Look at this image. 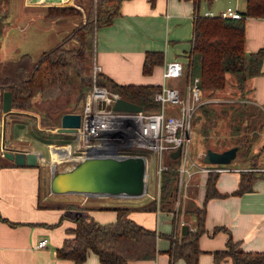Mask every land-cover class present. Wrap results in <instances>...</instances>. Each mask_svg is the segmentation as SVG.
Segmentation results:
<instances>
[{"label": "crops", "instance_id": "1", "mask_svg": "<svg viewBox=\"0 0 264 264\" xmlns=\"http://www.w3.org/2000/svg\"><path fill=\"white\" fill-rule=\"evenodd\" d=\"M228 4L242 12L246 9L247 1L123 0L121 11L113 21L95 28L94 59L101 64L100 72L118 82L168 83L184 87L185 74L167 78L163 76L165 63L173 58H181L186 63L192 47L197 12L203 13L208 8L221 10ZM5 30L6 26L4 32ZM245 47L247 51L264 47V14L246 16ZM147 51L160 52L162 58L148 72L144 70ZM230 79L236 82L235 75L227 72L224 88H204V91L222 92L229 85ZM235 86L240 92L235 99L249 106L250 103L264 106V57L262 71L246 78L244 90L237 84ZM2 104L3 92L0 89V127L5 114L6 117L12 112L34 114L30 111L18 112L14 108L6 113ZM74 108L76 110L78 106ZM169 109L175 110L171 106ZM3 128L2 134L5 138ZM2 148L1 138L0 153H3ZM230 165L235 168L219 171L216 180V186L223 194L206 200V230L198 238L202 249L198 264H234L230 256L216 260L214 255L216 249L227 246L230 235L238 240L239 247L243 249L264 250V164L243 167L244 165L232 162ZM247 169H255L259 175L250 189L234 192L239 186L241 172ZM207 177L208 173L205 172H196L193 175L194 182L187 189L180 214L175 218L171 209L160 206L155 209L141 207L152 199L150 194L147 199L133 200L129 196H119L121 200H104L107 195L91 196L72 192L76 194H73L71 201L78 202L77 206L40 207L37 203V166L0 163V264H106L93 250L79 262L58 256L57 246L68 234L67 228L75 225V215L87 214L100 222L113 221L118 214L116 206L119 205L131 206L130 216L145 226L162 232L156 239L158 250L155 256L136 258L132 260L133 264H187L182 255L171 253L169 248L173 244V237L181 239L184 234V222L189 223V229L195 226V215L185 211L186 201L193 199L196 204H203ZM191 190L192 195L189 198ZM43 236H48L47 244L37 246L36 243Z\"/></svg>", "mask_w": 264, "mask_h": 264}, {"label": "trees", "instance_id": "2", "mask_svg": "<svg viewBox=\"0 0 264 264\" xmlns=\"http://www.w3.org/2000/svg\"><path fill=\"white\" fill-rule=\"evenodd\" d=\"M8 1L0 0V8H5ZM122 1L93 0L85 20L78 23L70 34V37L75 38L79 43L76 47L68 46L64 41L42 51L36 59H33L28 52L23 53L17 59L5 60L0 57V89L2 92L5 89L11 90L12 107L18 112L39 113L38 111H42V106L38 105L36 99L39 97L41 100L48 99L53 102L51 99L69 95L75 88L74 75H80L82 79L80 95L84 96L83 85H90L92 79L91 74L88 79L85 77V73L92 66L90 62L91 32L100 25L111 23L114 17L120 13ZM194 1L198 2L199 0ZM246 1V9L242 11L241 16L207 15L197 12L192 47L185 63L186 79L190 74L198 75L201 87L215 89L224 87L227 83V72H232L236 77L237 86L244 90L246 78L262 71L264 47L247 51L245 43L246 16L249 14L263 15L264 0ZM48 8L47 13L57 17L79 10L72 4H49ZM6 22L5 13L0 11V36L4 33ZM160 56V52L147 51L144 70L151 71L154 63L162 59ZM99 81L120 91L123 96L142 103L145 110H154L159 107L155 93L161 84L118 82L104 76L102 72L99 73ZM52 104L54 103H49L44 107L45 111H42L40 119L42 126L54 127L58 125L54 114H59L58 119H60V115L64 111L75 110L68 102L54 104L50 107ZM247 125L245 124L238 142H241L240 140L245 142L248 137L247 135L243 136V134H248ZM55 135L64 136L63 132L58 131L56 134H52L51 138ZM69 138L71 136L65 137L62 141L66 142L70 140ZM10 162L18 164L14 160H10ZM0 163L4 164L1 162V157ZM218 173L219 171L214 170L208 172L202 205L196 204L193 199L187 201L185 211L195 215V226L184 233L181 239L170 234L173 237V244L169 250L173 254L182 255L187 264H198V256L202 250L198 238L206 230V200L211 196L223 194L216 186ZM175 174V168L165 169L162 172L159 204L156 198H152L141 207L155 209L160 206L171 209L175 218H178L182 205L178 210L174 206ZM258 175L254 169L243 170L239 186L234 192L250 189ZM37 203L40 207H74L78 205L76 203L68 204L69 202L45 204L39 200ZM116 208L118 212L116 219L108 222H100L87 214L75 215V225L67 228L68 234L57 246L58 256L69 257L79 262L93 250L106 264H133L132 260L136 258L155 256L158 250L156 239L162 232L145 226L130 216L131 206L119 205ZM214 255L216 260L230 256L234 264H264V250L243 249L239 247L238 240H235L232 235L227 239V246L216 249Z\"/></svg>", "mask_w": 264, "mask_h": 264}, {"label": "rangeland", "instance_id": "3", "mask_svg": "<svg viewBox=\"0 0 264 264\" xmlns=\"http://www.w3.org/2000/svg\"><path fill=\"white\" fill-rule=\"evenodd\" d=\"M67 1V0H66ZM66 1H45V0H9L7 6L0 11L5 13L7 20L6 30L0 36V57L3 59H16L23 52H28L33 59L39 57L44 49H50L60 42L66 43L71 47L78 46L75 38L70 37L73 28L85 20L91 8L93 0H71ZM49 4L77 6L78 11L64 14L63 16H53L48 12ZM220 10V9H219ZM217 9L216 12H219ZM96 29H93L90 35L92 41L90 62L93 61L96 55L95 41ZM188 60V59H187ZM91 69L85 73V77L89 78ZM84 74V73H83ZM229 81V79H228ZM75 88L69 95L58 96L51 99H40L37 102L42 106V111L49 103H63L68 102L71 107H77L80 110L82 107L83 96L80 95L82 87V79L80 75H74ZM226 89L222 92L205 91V94L210 100L201 105L195 113L193 119V139L191 143V152L198 162H204L203 156L207 147L215 149H223L225 147L238 144L237 155L229 162L244 165L243 167H258L264 164V106H258L255 103L246 105L243 101L235 99L239 96V89L235 86L236 82H228ZM231 83V84H230ZM89 85H83V92H86ZM224 88V87H223ZM238 94V95H237ZM221 97V98H220ZM52 104L50 107L54 106ZM44 109V110H43ZM42 111L30 114L25 113H9L5 122V138L3 140L2 121L0 127V139L2 138L5 145L2 150L6 148L25 150H41L44 152L42 161L34 166L38 168V190L37 202L41 203H62L69 202L79 204L71 201L72 192H52L50 189V177L52 173L53 151H61L59 147L68 144V141L63 142L65 137L71 136L70 132L63 133L64 136L52 134L58 132L57 126L60 124L59 114H54L56 117V126H42L40 123ZM247 125V135L245 142L239 138L242 136L243 128ZM241 128H240V127ZM4 129V128H3ZM240 130V131H239ZM68 134V135H67ZM71 139V138H69ZM54 146V147H53ZM59 146V147H57ZM68 149V147H65ZM2 151V152H3ZM70 152V151H69ZM1 162H10V159L3 153H0ZM63 157V156H62ZM68 157H72V153ZM56 169H64L69 165L67 157L54 160ZM251 170V169H248ZM253 170V169H252ZM255 170V169H254ZM158 175L155 170L150 171L148 179V192L139 196H129L135 200L147 199L150 193L157 192ZM81 194V193H80ZM192 195L189 191V198ZM96 196V195H91ZM117 195H107L104 200L115 199L121 200ZM188 197V196H187ZM127 198V197H126ZM124 198V199H126ZM188 200V198H187ZM187 202V201H186ZM185 202V205H186Z\"/></svg>", "mask_w": 264, "mask_h": 264}, {"label": "built area", "instance_id": "4", "mask_svg": "<svg viewBox=\"0 0 264 264\" xmlns=\"http://www.w3.org/2000/svg\"><path fill=\"white\" fill-rule=\"evenodd\" d=\"M207 15L241 16L242 12L234 5L228 4L219 12L208 8ZM185 61L173 58L165 63V78L180 76L185 72ZM101 64L95 59L91 70V83L85 92L81 112V123L71 131L68 147L72 157H67L73 166L84 158L88 151L123 155L144 153L146 157L147 182L150 171L158 175L157 192L150 193L152 198L160 201L162 172L167 168H175L174 206L178 210L184 204L187 189L194 182L196 172L208 173L235 168L225 162H198L191 152L193 139V119L198 108L210 100L204 88L199 84V76L190 74L184 87L168 83L161 84L155 93L159 107L154 110L117 109L113 103L123 96L120 91L99 81ZM103 101V103H102ZM175 108L170 110L169 107ZM180 147L178 155L171 151ZM148 192V188H147ZM182 222H184L182 220ZM48 236L41 237L37 246L46 245Z\"/></svg>", "mask_w": 264, "mask_h": 264}, {"label": "water", "instance_id": "5", "mask_svg": "<svg viewBox=\"0 0 264 264\" xmlns=\"http://www.w3.org/2000/svg\"><path fill=\"white\" fill-rule=\"evenodd\" d=\"M46 1V0H45ZM49 1V0H47ZM67 0L66 2H70ZM103 103V101H102ZM3 110L7 113L12 107V92L3 91ZM117 109L142 110L143 104L127 98L118 97L113 103ZM6 114L4 116V129ZM81 123L79 110H67L61 114L58 131L71 132ZM4 140V138H3ZM5 141V140H4ZM5 143L3 142V146ZM239 145L234 144L223 149L207 147L204 159L209 162H229L237 154ZM180 147L172 150V155H178ZM3 154L18 164L36 165L42 161L44 152L41 150H25L22 148H6ZM146 157L144 153L123 155L88 151V154L78 160L73 166L56 169L52 163L50 189L52 192H78L85 195H117L139 196L147 192ZM189 223L184 222L183 233L189 230Z\"/></svg>", "mask_w": 264, "mask_h": 264}, {"label": "bare ground", "instance_id": "6", "mask_svg": "<svg viewBox=\"0 0 264 264\" xmlns=\"http://www.w3.org/2000/svg\"><path fill=\"white\" fill-rule=\"evenodd\" d=\"M50 1V0H49ZM54 1H66V0H54ZM69 148H65L64 150L62 151H54V155H53V162L54 163L55 161L54 160H57V159H60V158H63V157H68L70 155V152H69ZM63 156V157H62Z\"/></svg>", "mask_w": 264, "mask_h": 264}]
</instances>
